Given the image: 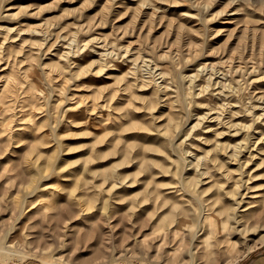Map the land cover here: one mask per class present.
<instances>
[{
    "label": "rangeland",
    "instance_id": "rangeland-1",
    "mask_svg": "<svg viewBox=\"0 0 264 264\" xmlns=\"http://www.w3.org/2000/svg\"><path fill=\"white\" fill-rule=\"evenodd\" d=\"M262 251L264 0H0V264Z\"/></svg>",
    "mask_w": 264,
    "mask_h": 264
},
{
    "label": "bare ground",
    "instance_id": "bare-ground-1",
    "mask_svg": "<svg viewBox=\"0 0 264 264\" xmlns=\"http://www.w3.org/2000/svg\"><path fill=\"white\" fill-rule=\"evenodd\" d=\"M144 242H145V239L141 240V241H140V244H141V245H138V246L141 247V246L143 245ZM152 247H153V249L158 250L159 248H162V244L159 243V244H157L156 246H154V245L152 246V243H151V244L148 246V248H152ZM1 248H2V247H1ZM5 249H6V248H5ZM1 251H2V250H1ZM4 251H7V252L9 251L10 253H13V254H16V253L19 254V253H20V252L18 253V251L16 252V251H13V250H4ZM35 252H39V251L36 250ZM21 254H22V253H21ZM9 255H10V254H9ZM27 255H28V254H26V256H27ZM14 256H15V255H14ZM19 256H20V255H19ZM23 256L26 257L25 255H23ZM23 256H22V257H23ZM17 257H18V256H17ZM27 257H28V256H27ZM59 259H60V258H59ZM52 262H53V261H52ZM4 263H5V262H4ZM4 263H3V264H4ZM53 263H54V262H53Z\"/></svg>",
    "mask_w": 264,
    "mask_h": 264
},
{
    "label": "crops",
    "instance_id": "crops-1",
    "mask_svg": "<svg viewBox=\"0 0 264 264\" xmlns=\"http://www.w3.org/2000/svg\"><path fill=\"white\" fill-rule=\"evenodd\" d=\"M24 264H39V263L34 262V261H29V262H26ZM249 264H264V254L256 257Z\"/></svg>",
    "mask_w": 264,
    "mask_h": 264
},
{
    "label": "water",
    "instance_id": "water-1",
    "mask_svg": "<svg viewBox=\"0 0 264 264\" xmlns=\"http://www.w3.org/2000/svg\"><path fill=\"white\" fill-rule=\"evenodd\" d=\"M262 254H264V251L255 254V256H253L252 258H250V259L246 262V264H248L253 258H255V257L259 256V255H262Z\"/></svg>",
    "mask_w": 264,
    "mask_h": 264
}]
</instances>
